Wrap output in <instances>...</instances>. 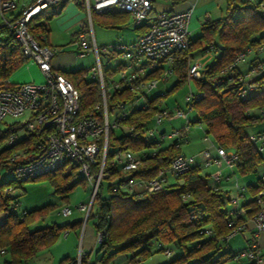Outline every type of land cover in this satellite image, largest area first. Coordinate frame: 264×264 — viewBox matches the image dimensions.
Instances as JSON below:
<instances>
[{
  "label": "trees",
  "instance_id": "16d2710c",
  "mask_svg": "<svg viewBox=\"0 0 264 264\" xmlns=\"http://www.w3.org/2000/svg\"><path fill=\"white\" fill-rule=\"evenodd\" d=\"M67 1L61 0L51 4L32 16L28 29L36 38H39L41 34L48 35L50 20L60 14ZM73 1L85 10L84 0ZM261 2L264 0L253 2L226 0L224 15L203 21L200 35L193 41L188 36L187 48L179 51L169 64V68L176 76L174 85L163 94L146 96L142 105L130 109L129 115L123 122L133 128L131 132L125 133L120 128L122 131L118 135H114V129L109 133L105 164L108 177L104 179L108 182L106 186L108 195L102 196L103 181L100 182L93 203V206L97 204L98 225L106 226L109 235L102 243L97 244L95 257L92 259L94 264H106L114 255L128 251H132L129 258L131 262L136 256H140L142 262L145 256L152 254V251L163 252V248H169L171 244L180 247L182 252L167 264H234L233 257L237 251L233 252L228 247L229 239L222 238L228 232L226 221L231 208L227 209L226 202L229 199L220 188L219 182H214L210 173L204 171V167L196 164L179 176L178 180L168 174V181L161 189L138 193L118 188L113 190V186L121 183L124 178L121 176L123 172L119 170V166L111 164V159L119 149L129 148L137 151L141 164L138 169L132 171L131 175L149 177L155 175L158 168L169 166L171 161L181 153L182 139H160L159 135L167 130H160L158 134L149 135L147 138L144 132L152 125L153 115L168 108L161 106L163 97L179 84L187 81L188 62L193 59L192 51L195 44H198L202 46V51L211 50L218 55L211 64L201 69L200 77L194 80L195 89L202 93V97L190 102V109H182H185L187 113L195 112V118L188 119L190 125L202 123L204 133L210 135L217 146L231 147L236 151L238 159L235 166L239 173L257 170L259 163L264 161V156L259 151L257 143L250 139L246 128L255 118L264 117L261 115V111L264 112V61L254 62V58L247 71L240 70L239 64L248 55H256L264 48H260V42L264 40V12L259 5ZM97 16L103 19L105 26H108L109 22H125L129 14L116 9L105 13H93L92 23ZM147 24L145 22L138 25L136 29L142 32ZM242 52L245 53L244 60L234 64L235 57ZM26 60L21 45L15 40L13 33L6 24H0V90L12 88L15 85L9 77ZM158 62H165V60ZM260 64H262L261 67H258ZM251 69L255 71L249 73ZM60 71L79 91L80 112L101 116L102 110L97 107L100 93L96 80L91 76L87 80L84 76L87 72L83 68ZM156 71L160 73L157 74ZM163 72V68L158 65L146 71V76L158 77ZM248 83L256 84V88L249 90ZM242 88L247 89L244 98L238 94ZM133 96L127 87L112 90L111 97L107 101L109 111L114 110L117 99L128 102L134 98ZM251 109H255L256 113L250 112ZM19 128L20 124L16 122L0 126V173L2 168L12 171L14 162H10L7 157L17 145L27 141L44 143L45 136L42 132L29 133L27 136L23 134L20 136V133H17V136L22 139L16 144L3 143L12 132H18ZM65 166L68 167L67 172L62 171ZM96 169L97 166H93L92 170L96 171ZM78 174L77 180L71 183L70 179ZM46 175L51 177L57 191L63 196L72 190L76 183L85 179L78 172L77 165L70 161H66L57 171ZM55 176L59 177L60 182L55 180ZM171 177L175 181L171 182L169 179ZM22 181L14 176V179L0 183V212L7 213L6 219L0 224V249L7 248L10 252V259L5 264L27 263L35 252L53 243L62 231L82 224V220H75L30 229L31 222L46 207L25 211L21 214L17 211L7 212L11 201L20 202L19 192L14 196H9L4 193V188L7 186L17 188L21 186ZM261 185V180L257 185H249V191L254 194ZM252 204L253 196L251 200L241 204L247 208L249 216L252 215ZM192 215L199 216L191 218ZM90 218H94L92 211L88 215V219ZM206 229H210L211 233L207 234ZM250 236L251 240L253 236L252 234ZM153 241L157 243L155 248H151ZM191 242L193 245L188 247L187 244ZM170 248L172 253L169 256L174 252V249ZM135 250L136 252H133ZM99 253H101L100 256H98ZM216 253L218 256L213 260L212 256ZM73 259L74 257H64L58 264H67ZM243 264H256V262L244 261Z\"/></svg>",
  "mask_w": 264,
  "mask_h": 264
},
{
  "label": "built area",
  "instance_id": "2783aa9c",
  "mask_svg": "<svg viewBox=\"0 0 264 264\" xmlns=\"http://www.w3.org/2000/svg\"><path fill=\"white\" fill-rule=\"evenodd\" d=\"M59 1L61 0H34L21 11L12 15L9 12L16 6L17 0H0V14L3 22L21 45L22 53L27 60L33 59V63L45 76L44 81L39 83L23 81L16 83L12 88L0 90V124H6L4 121L6 116L27 115L25 121L19 123L18 132H12L5 139L6 145H14L22 139L17 136V133L20 132L24 136L29 133L42 132L45 136L44 143L27 141L17 145L9 155L8 160L14 162L12 172L18 180L33 179L53 173L60 169L66 161L77 165L78 172L91 186L88 204L80 202L77 208L85 212V223L88 221L90 211L94 214V244L97 245L109 235L106 226L98 225L99 213L98 211L93 212L92 207L100 182L108 177L105 164L109 133L115 128H121L125 133L131 132L133 128L123 122L129 115L130 109L139 107L140 104L135 105L139 98L145 102V92L153 88L159 80H165L168 73L172 72L169 68L167 73L163 72L158 77L150 78L146 76L142 65L135 67L134 63L145 58L150 62L165 60L171 64L175 55L188 46L190 33L188 21L192 8L180 11L160 10L152 13L151 0H84L85 20L80 22L74 41L77 46V56L83 57L88 51L93 52V64L86 72L96 80L99 86L100 101L97 107H100L102 112L101 116L97 117L80 112L78 89L60 70L52 67L51 59L61 48L50 46L46 35L41 34L39 38H36L28 29V23L34 14ZM248 1L253 2L254 0ZM259 5L264 12V2ZM113 9L127 12L134 26L148 23L146 29L140 32L135 43L96 44L92 28V14L105 13ZM260 43V48L264 47V40ZM101 55L104 57L103 61ZM116 55L124 59L119 63L118 69L108 70V67L104 69L103 64L110 62ZM244 58L245 53L238 54L234 64L243 61ZM254 71L251 69L249 73ZM200 75V63L194 59L189 60L187 67L189 84ZM121 87L129 88L134 98L128 102L117 99L114 110L109 111L107 101L111 97V91ZM247 88L254 90L256 84L248 83ZM246 93L247 89L245 88L238 92L241 98H244ZM201 97L202 93L190 85L189 92L184 96L186 108L190 109L189 103ZM143 107H145L144 104ZM261 115H264V112L261 111ZM110 117H112L111 120ZM177 117L184 119V123L178 128L165 131L159 137L169 140L179 138L186 141L190 122L187 119L186 110L177 106L156 112L152 117V125L144 132L145 138L152 134H158L160 130L157 125L163 120H172ZM250 139L255 143L259 141L264 143V133L250 135ZM237 159L238 155L234 149L228 150L213 144L196 155L179 153L169 166L158 168L153 176L142 177L131 175L132 171L138 169L141 164L138 152L129 148L119 149L114 153L111 164L119 166V170L123 172L121 176L124 180L113 186V190L118 188L138 193L159 190L167 183L168 174L178 180L179 176L196 164H200L204 168L214 166L215 169L209 175L214 182L218 183L221 166L223 164L234 166ZM93 166H97L96 171L92 170ZM261 183L262 185L253 194L251 216H243L247 213V208L238 204L237 198L234 199V206L228 211L226 221L228 232L222 238L228 240L236 234H242L243 238L247 240L246 248L234 254V264H243L244 261L258 263L262 259L257 236L260 232H264V173L261 175ZM136 186L141 187V190L137 191ZM234 186L238 191L245 189L244 186L237 183ZM18 192V189L12 186L4 188V193L9 196H14ZM18 206L19 203L14 200L11 202L9 210L17 211ZM58 212L67 216L72 213V210L63 204ZM197 216L190 217L196 218ZM247 218L252 222L251 229L247 226ZM205 232L210 234L211 230L206 229ZM249 232L253 236L251 240ZM163 253L169 256L172 249L165 247ZM134 263L142 264L141 257L136 256ZM67 264L94 263L89 254L79 249L74 259Z\"/></svg>",
  "mask_w": 264,
  "mask_h": 264
},
{
  "label": "rangeland",
  "instance_id": "374dc122",
  "mask_svg": "<svg viewBox=\"0 0 264 264\" xmlns=\"http://www.w3.org/2000/svg\"><path fill=\"white\" fill-rule=\"evenodd\" d=\"M73 1V0H72ZM169 4L168 0H155V7L159 8L162 6H166ZM85 14V12H84ZM130 23H132L131 17H129ZM4 23L2 16L0 14V24ZM5 24V23H4ZM53 28V27H52ZM94 33L96 37L97 43L108 42V39L115 37V34H113L112 30H108V28L102 27L97 23H93ZM130 29V28H129ZM188 29L190 31V28L188 26ZM131 30V29H130ZM127 29H121L120 32L124 33L125 37H128L129 34L131 35V31ZM62 33L59 32L57 28H53L52 32V39L56 41H61L63 39ZM57 38V40L55 39ZM63 46H58L64 49V52L67 56L71 57V59L74 58L73 64H71L69 67L63 68V70H75L83 68L84 71L89 70V68L92 66L94 57L93 53L88 52L85 56L79 57L77 56V53L75 51L76 45H72L70 43V39L66 42H63ZM49 44V43H48ZM50 45V44H49ZM52 46V45H50ZM55 46V45H54ZM103 55H101V59L103 61ZM33 63V59L28 60V62H24L21 66L16 68L12 74L10 75L9 79L10 81L16 80L19 77H21L23 71L27 69L26 64L27 63ZM120 62V58H113L110 62L104 63V69L106 67H110L112 69H117L118 63ZM151 62L148 61L145 58H142L141 60L137 61V65L145 64L144 69L145 71H149L151 69ZM154 65H160L164 72L167 73L169 69V64L166 62H156ZM37 66V65H36ZM38 68V66H37ZM39 69V68H38ZM41 72V71H40ZM42 74V80L36 81V82H42L45 79V76ZM85 78L88 80L90 78L89 73H84ZM176 82V76L173 72L168 73V78L166 80H159L156 85H154L153 88L145 92V97H151L157 94H163L166 91H168ZM194 80H192L189 84L188 81L179 84L174 90L167 93L165 97L161 100V106H166L168 108H172L174 106H179L180 108H186V103L184 100V96L189 92L190 85L194 86ZM142 103V99H138L137 102H135V105ZM27 118L26 114H22L16 117L13 116H6L4 118V121L6 123H22ZM195 118V112L189 111L187 113V119H194ZM112 117H110V120ZM184 123V119L182 118H174L172 120H163L162 123L157 125L158 130H169L171 128H178ZM0 125L5 126L4 123H1ZM120 128H115L113 130L114 135H118L121 133ZM187 142L182 140V143L180 144L181 153L186 155H196L201 150H204V148H207L209 143L205 140H203V134L201 131L200 124L195 123L191 124L190 130L187 131ZM20 136L22 133L20 132ZM209 137H211L209 135ZM6 140L3 141V143ZM165 142H168V140H165ZM9 157V156H8ZM7 157V158H8ZM205 170V169H204ZM63 172L68 171V167L65 166L62 169ZM78 175H75L72 177L71 183H73L77 178ZM14 179V174L12 171H7L5 168L1 169L0 174V183L3 181H10ZM55 180L57 182H60L59 177L55 176ZM103 184V193L102 196L106 197L108 195V191L106 189L107 186V180H102ZM19 191V209L23 213L25 211H31L33 209H39L43 207H46V209L39 214V216L31 222L29 225L30 229L40 228L44 227L49 224H63L70 221L75 220H82V224L74 229L69 228L65 231H62V233L56 238V240L51 243L49 246L44 248L43 250L38 251L40 255H38L37 258H30L28 262L30 264H36L37 262H41L40 264H58L60 259L64 257L65 251L71 250L73 251L69 257H75L79 251V249H82L83 252L84 246L82 247V239H83V233L84 230L92 227L94 229V218L88 219V221L85 223V212L80 211L77 208V205L80 202L87 203L89 202V194L91 192V186L89 185V182L84 180H81L80 182L76 183L75 187L72 190H69L65 196L62 195L61 192L57 191L56 185L51 181V177L49 175H41L39 177H36L34 179H27L23 180L21 183V186L17 187ZM13 202V201H11ZM228 203V201L226 202ZM62 204H66L69 206L72 210V213L70 215H62L59 213V208L62 206ZM97 210V204L95 203L93 206V212ZM10 210H7L9 213ZM4 214V211H1ZM0 213V214H2ZM85 227V229H84ZM94 233V232H93ZM86 236V234H85ZM93 236V242H94V234ZM242 234H238L237 236L233 237L229 241L230 248L232 251H236L242 242ZM86 240V237L85 239ZM193 245V242L188 243L187 246L190 247ZM157 246L156 242H152L151 248H155ZM174 249V252L171 256H166L163 254L162 251H152V254L147 255L143 258L142 264H167L170 260L174 259L175 257L179 256L182 252V249L174 244H171V246ZM45 250V251H44ZM223 251V250H221ZM133 252H136L133 251ZM64 253V254H63ZM132 254V251L128 252H120L116 255H114L106 264H135L134 261L131 262L130 255ZM101 253L98 254L100 256ZM218 256V253L212 256V259L215 260ZM95 257V256H93Z\"/></svg>",
  "mask_w": 264,
  "mask_h": 264
},
{
  "label": "crops",
  "instance_id": "0c3cea01",
  "mask_svg": "<svg viewBox=\"0 0 264 264\" xmlns=\"http://www.w3.org/2000/svg\"><path fill=\"white\" fill-rule=\"evenodd\" d=\"M34 0H17L16 6L13 8V10L11 12H9L10 14H16L19 11H21L25 6L31 4ZM152 5L154 8V11H160V10H166V11H180V10H184L187 8H192L191 10V16L189 18L188 21V26L190 28V39L191 41H193L194 39H196L199 35H200V27L203 21L205 20H212V19H216L219 17H222L224 15L225 12V7H226V0H168L169 4L166 6H162L159 8L155 7V0H152ZM85 10L83 8H80L74 1L72 0H68L65 5L64 8L62 9V11L60 12V14L56 15L55 17H53L50 22H49V32L47 35V40L48 43L52 46H63L64 43L68 40V38L70 39V43L72 45H76L75 44V36H76V32L78 30L79 24L80 22L85 20V14H84ZM130 16H128L127 20L123 23H108V26H105L103 24V19L100 17H96L93 21V23H97L102 27L108 28V30H112L113 34H115V37H112L110 39H108V42H101V43H97L96 41V37H95V33H94V28H93V23H92V28H93V35H94V40L96 42L97 45H104V44H109V43H113V42H122V43H135L139 34H140V30L136 29L137 26H134L132 23H130ZM57 28L59 30L60 33L64 34L63 35V39L61 41H57V43H55L56 41H54L52 39V32H53V28ZM132 30H130V29ZM123 30V29H127L131 31V35L129 34L128 37H125L124 33L120 32L119 30ZM57 40V38H55ZM202 46H198V44H195L194 49H193V59L197 60L200 63L201 69H203L206 65H209L212 63V61L214 60V58L218 55V53H215L213 51H202ZM75 51H77V46L75 47ZM90 53H93L92 51H88ZM87 52V53H88ZM94 57V56H93ZM120 58V62L124 61V59H122L119 55H116L114 58ZM255 58V59H254ZM254 59V60H253ZM261 62L264 61V48H262L261 50H259L257 52L256 55H248L246 57V59L241 62L239 64V68L242 71H247L250 64L253 62ZM26 62H28V60H26ZM74 62V58L71 59V57L67 56L64 52V49L62 48V50H60L57 54H55L52 59H51V65L54 69H58V70H63V68L65 67H69L71 64H73ZM157 62V61H156ZM156 62H152L151 64V68H156L158 65H154V63ZM166 62V61H165ZM118 63V64H119ZM167 63V62H166ZM135 67L139 66L137 65V62L134 63ZM143 67L145 66V64H141ZM27 69L22 73L21 77H19L16 80H12L11 82H14V84L19 83V82H23V81H40L42 80V74L40 72V70L37 68L35 63H27L26 64ZM110 68V67H108ZM157 74L160 73V71H156ZM155 73V74H156ZM174 73V72H173ZM10 80V79H9ZM194 83V82H193ZM193 88L195 89V85L193 86ZM196 90V89H195ZM250 112L252 113H256L255 109H251ZM200 124L201 127V131L203 134V140L207 141L209 143L208 147H210L211 145L215 144L212 137H209V135L204 133V126L202 123H198ZM191 127V125H190ZM190 127L188 130H190ZM247 132L249 135H254V134H259V133H264V117H257L255 118L252 123L246 128ZM165 130V129H162ZM187 136V134H186ZM186 142H187V137H186ZM257 144H259L261 147L259 149V151L261 152L262 156H264V143L262 142H257ZM228 150H232L233 148L228 147ZM199 153V152H198ZM206 172L210 173L212 172L215 168L214 166H209L207 168H204ZM262 173H264V161H262L261 163H259L257 170L255 172H249V173H239L238 170L236 169V166H229L226 164H223L220 168V178H219V185L220 188L222 189V191L225 193L226 197L229 199L228 203L226 204L227 209H230L234 206V199L237 198V203L238 204H244L247 201L252 199L253 194L249 191L248 186L249 185H257L260 180H261V175ZM1 174V173H0ZM171 180V182L175 181L171 178H169ZM237 183L240 186H244L245 189L244 190H240L238 191L236 189V187L234 186V184ZM136 190L139 191L141 190V187L136 186ZM63 205V204H62ZM18 214H21L22 212L20 211L19 207L17 210ZM2 213V212H0ZM6 215L7 213L4 212V214H0V224H2L4 222V220L6 219ZM243 216H249L246 214H244ZM246 223L248 228H252V222L247 218L246 219ZM75 230V228H73ZM85 229V227H84ZM94 229L92 227L88 228L87 230H84L83 233V239H82V247L84 248L85 252H88V254L90 255L91 259H94L93 256H95V249L96 246L93 242V233ZM86 234V236H85ZM238 234L232 236L231 238L237 236ZM249 236H250V232H249ZM86 237V240H84ZM228 240V247L230 248L229 245V241ZM242 242L243 244H241V246L236 250L238 251H242L243 249L246 248L247 242L246 240L242 237ZM257 240H258V244L260 246V254H261V260L256 263V264H264V232H260L257 236ZM231 249V248H230ZM43 250V249H41ZM232 250V249H231ZM40 251V250H39ZM45 251V250H44ZM233 251V252H236ZM73 251L68 250L65 251V255H63L64 257H69ZM63 253V254H64ZM39 252H35L31 258H37L38 257ZM62 257V258H64ZM61 258V259H62ZM10 259V252L7 248L4 249H0V264H5L6 261H8ZM60 259V260H61ZM41 262H37L36 264H40ZM25 264H30L28 261Z\"/></svg>",
  "mask_w": 264,
  "mask_h": 264
}]
</instances>
